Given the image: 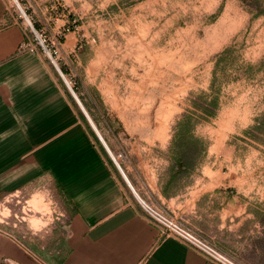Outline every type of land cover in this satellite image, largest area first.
<instances>
[{
	"label": "rangeland",
	"instance_id": "obj_1",
	"mask_svg": "<svg viewBox=\"0 0 264 264\" xmlns=\"http://www.w3.org/2000/svg\"><path fill=\"white\" fill-rule=\"evenodd\" d=\"M6 2L25 33L20 50L41 55L99 147L70 86L107 142L111 132L114 161L145 171L132 178L142 198L240 263L264 264V0ZM182 153L189 167H177ZM166 167L189 208L155 194ZM51 201H30L48 215L31 219L34 228L63 220ZM9 206L0 224L15 230L23 218Z\"/></svg>",
	"mask_w": 264,
	"mask_h": 264
},
{
	"label": "crops",
	"instance_id": "obj_2",
	"mask_svg": "<svg viewBox=\"0 0 264 264\" xmlns=\"http://www.w3.org/2000/svg\"><path fill=\"white\" fill-rule=\"evenodd\" d=\"M24 40L0 0V210L15 202L23 218L15 230L0 224V264H214L150 220L133 183L145 171L119 168L108 130L112 155L102 144L112 158L99 147L41 55L20 50ZM167 169L156 171L155 194L189 208L168 188ZM42 193L60 204L63 220L37 229L31 219L48 215L29 204ZM218 213L225 232L227 216Z\"/></svg>",
	"mask_w": 264,
	"mask_h": 264
},
{
	"label": "built area",
	"instance_id": "obj_3",
	"mask_svg": "<svg viewBox=\"0 0 264 264\" xmlns=\"http://www.w3.org/2000/svg\"><path fill=\"white\" fill-rule=\"evenodd\" d=\"M36 33L42 42L44 49L48 51L42 36L37 31ZM25 46L27 45H22V47ZM50 55L52 54L50 53ZM118 166L120 165L118 164ZM141 203L147 213V216L152 222L162 228V230L167 234L176 237L180 241L204 255L209 261L213 262L214 264H242L236 258L218 247L215 243L211 242L198 232L186 226L184 223H181L145 200H142Z\"/></svg>",
	"mask_w": 264,
	"mask_h": 264
},
{
	"label": "water",
	"instance_id": "obj_4",
	"mask_svg": "<svg viewBox=\"0 0 264 264\" xmlns=\"http://www.w3.org/2000/svg\"><path fill=\"white\" fill-rule=\"evenodd\" d=\"M59 71H60V73H61L62 76H63L62 70H61L60 68H59ZM63 77H64V76H63ZM70 88H71V87H70ZM71 92H72L73 96L75 97L76 101H77V102L79 103V105L81 106V108H82L83 112L85 113L86 117L88 118L89 122H90L91 125L94 127L96 133L98 134V136L100 137V139L102 140V142L104 143V145L106 146L107 150H108V151L110 152V154L112 155L111 150L109 149V147H108L107 143L105 142L103 136H101V134H100L99 130L97 129V127L93 124V122H92V120H91V118H90V116H89V113H88V111L86 110V108L83 106V103L81 102L80 98H78V95H76V93H74V91H73L72 88H71ZM113 158H114V156H113ZM114 160H115V158H114ZM119 168L122 170L121 166H119ZM122 171H123V170H122Z\"/></svg>",
	"mask_w": 264,
	"mask_h": 264
},
{
	"label": "trees",
	"instance_id": "obj_5",
	"mask_svg": "<svg viewBox=\"0 0 264 264\" xmlns=\"http://www.w3.org/2000/svg\"><path fill=\"white\" fill-rule=\"evenodd\" d=\"M83 117H85L83 115ZM191 165V160L188 158L187 154L182 153L179 155L177 159V167L179 168H184V167H189Z\"/></svg>",
	"mask_w": 264,
	"mask_h": 264
},
{
	"label": "bare ground",
	"instance_id": "obj_6",
	"mask_svg": "<svg viewBox=\"0 0 264 264\" xmlns=\"http://www.w3.org/2000/svg\"><path fill=\"white\" fill-rule=\"evenodd\" d=\"M28 20V22L30 23V21H29V19H27ZM59 68V67H58ZM63 73V72H62ZM63 76H64V78H65V75H64V73H63ZM66 79V78H65ZM67 81V80H66ZM68 83V82H67ZM70 86V85H69ZM71 87V86H70ZM72 88V87H71ZM74 91V90H73ZM75 93V92H74ZM117 160V159H116Z\"/></svg>",
	"mask_w": 264,
	"mask_h": 264
}]
</instances>
